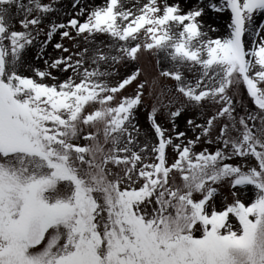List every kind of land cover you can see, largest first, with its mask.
<instances>
[{"label": "snow or ice", "instance_id": "obj_1", "mask_svg": "<svg viewBox=\"0 0 264 264\" xmlns=\"http://www.w3.org/2000/svg\"><path fill=\"white\" fill-rule=\"evenodd\" d=\"M59 2L0 0V264H264V0L210 3L223 35L203 0Z\"/></svg>", "mask_w": 264, "mask_h": 264}, {"label": "rangeland", "instance_id": "obj_2", "mask_svg": "<svg viewBox=\"0 0 264 264\" xmlns=\"http://www.w3.org/2000/svg\"><path fill=\"white\" fill-rule=\"evenodd\" d=\"M23 3H27L28 0H22ZM44 2H50V0H44ZM103 0H81V3L85 6L92 4V3H102ZM180 3H183L184 0H179ZM193 3L196 4H200L201 0H192ZM220 0H203L202 5L205 8V15L203 17V21L205 24L208 25H212L213 27H216L217 29H219V31L217 33H214L213 35H223L225 34L226 30H227V24L229 23V19L228 16L225 13H215L213 11H211L210 8H208V5L210 3H217L219 4ZM72 3L73 0H60L58 7L60 8V11L56 14H54L52 16L53 20L56 21H63L66 22L67 19L69 18L67 15H65V13H73V9H72ZM11 14L13 16V23H17L19 17H17L16 15V9L15 7H13L11 9ZM262 19L260 17H258V20ZM44 37H41V39H43ZM57 42H60V38L59 36H55L52 44H55ZM67 41H65V44L67 45ZM36 53V49H33L31 51V53L28 56V60H30L33 64H35L36 66H42V62L40 61H36L34 59ZM46 53L48 55H56L57 53L55 52L54 48L49 45L46 49ZM140 67L143 69L144 75L151 77L152 75H154L156 73V67H155V58L154 57H147V58H143L141 60L140 63ZM143 78V77H142ZM139 120L141 123V126L146 128V122L144 119V110L141 109L140 114H139ZM186 129V125L184 124V122H180L179 123V129L180 131H184ZM189 136H191V132L188 133Z\"/></svg>", "mask_w": 264, "mask_h": 264}]
</instances>
